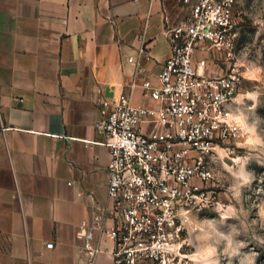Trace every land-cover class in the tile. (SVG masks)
I'll list each match as a JSON object with an SVG mask.
<instances>
[{
	"label": "crops",
	"instance_id": "0c3cea01",
	"mask_svg": "<svg viewBox=\"0 0 264 264\" xmlns=\"http://www.w3.org/2000/svg\"><path fill=\"white\" fill-rule=\"evenodd\" d=\"M188 15L180 0H0V264H114L107 238L83 250L108 202L100 100L131 91L138 63L134 103L157 106L142 84L158 86L166 30ZM202 59L227 71L205 44Z\"/></svg>",
	"mask_w": 264,
	"mask_h": 264
},
{
	"label": "built area",
	"instance_id": "2783aa9c",
	"mask_svg": "<svg viewBox=\"0 0 264 264\" xmlns=\"http://www.w3.org/2000/svg\"><path fill=\"white\" fill-rule=\"evenodd\" d=\"M180 1L189 15L166 30L171 55L158 74L159 84H142L158 105L134 103L137 61L131 91L100 100L99 127L111 159L108 202L92 215L84 238L91 260L107 238L113 242L114 264H188L189 214L211 201L205 184L214 177L217 150L240 134L229 109L243 82L235 54L238 0ZM200 44L229 62L224 74L200 72L207 64V59L195 62Z\"/></svg>",
	"mask_w": 264,
	"mask_h": 264
},
{
	"label": "rangeland",
	"instance_id": "374dc122",
	"mask_svg": "<svg viewBox=\"0 0 264 264\" xmlns=\"http://www.w3.org/2000/svg\"><path fill=\"white\" fill-rule=\"evenodd\" d=\"M235 15L243 82L229 109L240 134L217 150L211 201L189 214L188 264H264V0H238Z\"/></svg>",
	"mask_w": 264,
	"mask_h": 264
},
{
	"label": "trees",
	"instance_id": "16d2710c",
	"mask_svg": "<svg viewBox=\"0 0 264 264\" xmlns=\"http://www.w3.org/2000/svg\"><path fill=\"white\" fill-rule=\"evenodd\" d=\"M261 262L264 263V255L261 257Z\"/></svg>",
	"mask_w": 264,
	"mask_h": 264
}]
</instances>
